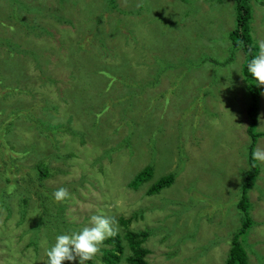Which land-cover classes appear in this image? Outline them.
<instances>
[{
  "label": "rangeland",
  "instance_id": "rangeland-1",
  "mask_svg": "<svg viewBox=\"0 0 264 264\" xmlns=\"http://www.w3.org/2000/svg\"><path fill=\"white\" fill-rule=\"evenodd\" d=\"M117 2L127 11L109 0H0V264H46L56 236L90 227L96 214L114 219L122 236L119 217L136 215L130 226L150 231L151 264L228 257L251 142L246 55L231 39L236 0ZM251 5L259 44L264 0ZM260 100L264 131V94ZM120 120L123 134L102 133ZM259 163L249 192L254 225L241 237L249 264H264ZM149 164L153 178L130 186ZM42 170L51 175L41 178ZM169 172L173 185L149 195ZM61 187L71 195L57 202L52 193ZM124 240L116 264H129Z\"/></svg>",
  "mask_w": 264,
  "mask_h": 264
},
{
  "label": "trees",
  "instance_id": "trees-1",
  "mask_svg": "<svg viewBox=\"0 0 264 264\" xmlns=\"http://www.w3.org/2000/svg\"><path fill=\"white\" fill-rule=\"evenodd\" d=\"M109 4L115 7L116 4H118V2L117 0H109ZM114 9L127 11L125 5L124 6L117 5V7H115ZM252 9L253 8L251 5V0H236L237 26L234 30L231 31L232 32L231 39L239 40V43L236 46L237 48H242L246 55V60L243 64L242 72L248 82L247 91L250 97L247 110L250 118L248 132L250 133L251 136V142L249 144L248 154H247L249 168L244 172L241 191H240L241 194H239V199L237 202V208L240 211L241 226L239 227L238 231L233 235L229 254L224 264H249L248 251L245 248L244 242L241 239V237L244 235L245 232L247 231L249 232V230L254 225V220L251 215L252 202L250 199L249 192L252 189V187L256 184V180L261 172V165L259 163V160L253 158V153L256 151L255 150L256 144L259 138L261 136H264V131L258 130L260 106H261L260 97L262 96V94H264V86L255 85L250 74L247 72V64L258 49V44L255 43L254 37L252 36L251 33ZM108 14L109 13H106V17L108 16ZM168 21L169 20L166 19L165 23H168ZM27 29L28 28L24 29V31L29 32L30 29L28 30ZM27 41H29V38H25L23 40L25 44L21 42V45L28 46V44H26ZM234 49L236 48L234 47ZM54 121L59 122L56 120ZM124 124L127 125V122L120 120V122H118L116 131L113 132L110 131L111 124H109V126L105 127L102 133L107 137L116 134H123L125 130ZM50 134L57 137L59 133L57 134L50 133ZM114 151L122 152L118 147H115ZM40 174H41V178L43 177L47 178L49 177V175H51V172H46V170H42ZM153 176H154V167L153 165L149 164L146 167L142 168L135 175V177L130 182V186H132L133 188H137L140 184L150 181L153 178ZM175 179H176L175 172H169L162 175L149 186L147 191L148 194L154 195L160 193L165 188L172 186L173 183L175 182ZM27 212L30 214L29 210H27ZM10 214L11 213H9L8 215ZM39 216L48 217L49 214L44 211L43 214L42 215L39 214ZM134 217H136V215H132L131 217H119V222L124 226L125 233L123 234V236L121 234H114L110 238L106 239L104 243L109 244L112 247L102 248L101 251L103 255L101 256V259L99 261H91L90 264H116L120 262L124 257L123 255L125 251V246L123 244L124 238L126 239V242L129 245L128 247H130V250L132 251L131 254L125 257L126 261L129 262V264H151V262L148 259V256L150 254V249L146 246V241L150 236V231L148 229H140V230L132 229L130 225ZM19 218H21V220L26 219V217H18V219ZM25 222L31 224L30 226L27 227V229L32 231V234L34 236L35 229L32 227V225L34 224L26 220L24 221V223ZM64 224H65L64 227H71L68 226L65 221ZM72 227L74 229H78L77 226L76 228L75 226ZM34 245L37 248V244L34 243Z\"/></svg>",
  "mask_w": 264,
  "mask_h": 264
},
{
  "label": "clouds",
  "instance_id": "clouds-1",
  "mask_svg": "<svg viewBox=\"0 0 264 264\" xmlns=\"http://www.w3.org/2000/svg\"><path fill=\"white\" fill-rule=\"evenodd\" d=\"M247 72L257 86H264V42L258 44L256 53L247 64ZM56 120V119H55ZM253 158L264 162V150L257 149ZM67 188L61 187L52 193L57 201L70 198ZM91 226H84L71 234L57 235L55 243L47 251L46 264H64L65 261L75 262L78 258L79 264L93 258L101 251L104 241L115 234L114 219L104 215L96 214L90 217Z\"/></svg>",
  "mask_w": 264,
  "mask_h": 264
}]
</instances>
